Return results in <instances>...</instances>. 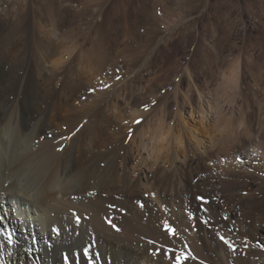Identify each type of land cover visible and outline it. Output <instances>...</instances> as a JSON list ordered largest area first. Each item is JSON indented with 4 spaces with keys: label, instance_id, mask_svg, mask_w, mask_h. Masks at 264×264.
<instances>
[{
    "label": "rangeland",
    "instance_id": "obj_1",
    "mask_svg": "<svg viewBox=\"0 0 264 264\" xmlns=\"http://www.w3.org/2000/svg\"><path fill=\"white\" fill-rule=\"evenodd\" d=\"M35 1L17 4L29 8L33 32L42 26L73 50L56 70L74 62L72 110L85 111L79 126L106 121L102 149L122 142L130 167L139 163L137 144L148 146L154 162L142 182L155 190L138 186L132 205L163 209L159 228L176 229L177 241L184 233L186 246L200 222L216 240L217 232L240 238L243 254L263 249L264 0ZM198 196L209 201L206 212ZM114 209L111 220L130 212L127 203Z\"/></svg>",
    "mask_w": 264,
    "mask_h": 264
},
{
    "label": "bare ground",
    "instance_id": "obj_2",
    "mask_svg": "<svg viewBox=\"0 0 264 264\" xmlns=\"http://www.w3.org/2000/svg\"><path fill=\"white\" fill-rule=\"evenodd\" d=\"M17 4L0 0V264H175L166 250L190 253L184 264L264 260V248L252 246L243 254L238 238L233 252L200 222L199 232L186 246L184 233L177 241L159 228L157 216L168 215L163 209L155 215L150 204L143 209L132 205L130 197L137 196L138 186L154 189L142 182L154 162L148 146L138 143L134 148L135 157H140L135 177L138 165L130 167L132 158L122 156V142L111 140L115 146L102 149L109 144L103 139L106 121L79 126L85 111L72 110L77 95L74 62L65 61L66 73L56 70L63 56L71 57V45L53 42L42 26L33 32L29 8L20 11ZM37 30L44 32V39ZM121 202L130 212L122 220H111L114 205Z\"/></svg>",
    "mask_w": 264,
    "mask_h": 264
},
{
    "label": "snow or ice",
    "instance_id": "obj_3",
    "mask_svg": "<svg viewBox=\"0 0 264 264\" xmlns=\"http://www.w3.org/2000/svg\"><path fill=\"white\" fill-rule=\"evenodd\" d=\"M105 87H107V85H105ZM136 124H140L142 121L141 120H136L134 121ZM78 131V129H77ZM131 131V130H130ZM74 134V133H73ZM65 138H70V137H65ZM197 200H199L201 202V208L203 211H207L206 208H204L203 206L207 203H209V201H207L203 196H198L196 198ZM141 206H143L141 204ZM224 219H227V217H224ZM80 218L77 216L76 217V222L79 223ZM108 222L111 224V220H108ZM204 224L208 225L209 224V220H204L203 221ZM111 226L113 228H115L117 231H119V229L117 228V226L115 224H111ZM165 230L167 231V233L169 235H175L176 234V229L172 228L171 226L165 224ZM229 231H231V229H229ZM217 236L219 238V240L227 246L228 249H230L231 251L235 252L237 251V246H236V242L229 239L227 236L225 235H221L219 232H217ZM160 250L157 249V252H159ZM167 252H171L172 255H168V259H174L175 264H184V261H186L187 259L190 258V253L185 254L183 252L179 253V254H175V250H166Z\"/></svg>",
    "mask_w": 264,
    "mask_h": 264
}]
</instances>
